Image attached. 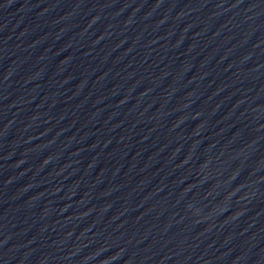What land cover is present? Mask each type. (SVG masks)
I'll return each mask as SVG.
<instances>
[{
	"label": "water",
	"instance_id": "obj_1",
	"mask_svg": "<svg viewBox=\"0 0 264 264\" xmlns=\"http://www.w3.org/2000/svg\"><path fill=\"white\" fill-rule=\"evenodd\" d=\"M0 264H264V0H0Z\"/></svg>",
	"mask_w": 264,
	"mask_h": 264
}]
</instances>
